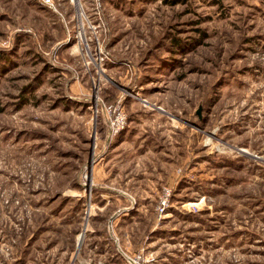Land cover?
Instances as JSON below:
<instances>
[{
	"label": "rangeland",
	"instance_id": "rangeland-1",
	"mask_svg": "<svg viewBox=\"0 0 264 264\" xmlns=\"http://www.w3.org/2000/svg\"><path fill=\"white\" fill-rule=\"evenodd\" d=\"M139 255L264 264V0H0V264Z\"/></svg>",
	"mask_w": 264,
	"mask_h": 264
},
{
	"label": "built area",
	"instance_id": "built-area-1",
	"mask_svg": "<svg viewBox=\"0 0 264 264\" xmlns=\"http://www.w3.org/2000/svg\"><path fill=\"white\" fill-rule=\"evenodd\" d=\"M116 121V120H115ZM115 121L113 123H115ZM116 122H121L120 120H117ZM164 204H166V201L163 202ZM127 259L128 261L131 263V264H141L142 260H143V257L142 255H139L137 256L136 258H133V257H129L127 256ZM151 261V260H150Z\"/></svg>",
	"mask_w": 264,
	"mask_h": 264
},
{
	"label": "crops",
	"instance_id": "crops-1",
	"mask_svg": "<svg viewBox=\"0 0 264 264\" xmlns=\"http://www.w3.org/2000/svg\"><path fill=\"white\" fill-rule=\"evenodd\" d=\"M253 160V159H252ZM256 160V159H255ZM241 166H243V165H241ZM217 230V229H216Z\"/></svg>",
	"mask_w": 264,
	"mask_h": 264
}]
</instances>
